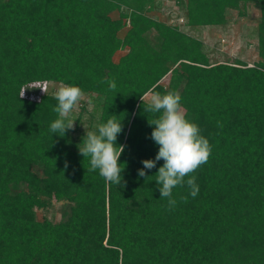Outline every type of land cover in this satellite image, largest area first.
<instances>
[{"label": "trees", "instance_id": "trees-1", "mask_svg": "<svg viewBox=\"0 0 264 264\" xmlns=\"http://www.w3.org/2000/svg\"><path fill=\"white\" fill-rule=\"evenodd\" d=\"M176 4L192 27L258 10L260 59L212 61L203 40L153 15L163 0H0V264H264V0ZM51 81L94 103L79 101L63 137L50 131L54 92L21 97ZM167 92L211 148L190 174L198 195L174 187L171 208L156 182L163 160L138 177L159 151L149 124L157 114L141 97ZM113 117L123 125L121 184L87 171L78 149L86 128ZM55 202L58 217H39Z\"/></svg>", "mask_w": 264, "mask_h": 264}, {"label": "clouds", "instance_id": "clouds-1", "mask_svg": "<svg viewBox=\"0 0 264 264\" xmlns=\"http://www.w3.org/2000/svg\"><path fill=\"white\" fill-rule=\"evenodd\" d=\"M107 83L110 90L116 89L114 80H108ZM38 88L47 94L46 85ZM23 95L24 91L21 97ZM53 95L58 102L53 109L58 118L51 123L50 131L63 137L68 130L74 129L75 120L68 117L81 100L83 93L78 86L61 84ZM141 100L145 113L157 114L155 118H149V124L155 126L151 139L159 146V151L155 159L142 161L143 167L138 170V177L148 178L146 170L155 168L157 162L163 160L164 163L155 176L160 197L168 198L171 208L176 205V200L172 198L174 187L186 185L193 198L198 195L196 177L190 174L207 162L211 151L210 144L200 134L199 127L186 119L178 93L167 92L163 95L156 93L147 103L145 96L142 95ZM122 130V121L114 117L109 118L106 123L100 124L96 131H89L86 128L82 142L78 145L79 154L90 159V168L87 171L99 170V175L106 182L121 184L123 179L122 173L126 164L119 161L124 145L117 144V136ZM67 166L66 162L65 167ZM186 176L189 177L187 180ZM181 199L187 202L188 197L183 196Z\"/></svg>", "mask_w": 264, "mask_h": 264}, {"label": "rangeland", "instance_id": "rangeland-1", "mask_svg": "<svg viewBox=\"0 0 264 264\" xmlns=\"http://www.w3.org/2000/svg\"><path fill=\"white\" fill-rule=\"evenodd\" d=\"M247 16L240 17L237 11L229 10L228 23L222 26H196L192 27L186 24L184 20V9L176 4V0H163V6L155 11L153 15L162 19L170 15L171 19L178 21L182 29L192 36L200 38L208 46L212 61H233L236 58L244 60L250 66L255 61L260 59L258 54V21L260 12L256 9H249ZM127 50H120L115 55V60L124 55ZM168 76L162 80V83L167 84ZM47 86V92H55L61 83L57 82H41L32 83L24 87V96L27 98L39 99L41 95L45 94L38 86ZM152 94L146 96L148 100ZM81 100L88 102L89 109L94 107L90 96L84 94ZM55 212L50 208L47 212L39 211V217L47 215L58 217V209L61 208L62 203L55 202ZM45 213V214H44ZM58 219V218H57ZM56 219V220H57Z\"/></svg>", "mask_w": 264, "mask_h": 264}]
</instances>
